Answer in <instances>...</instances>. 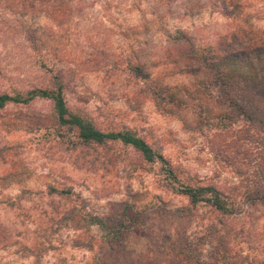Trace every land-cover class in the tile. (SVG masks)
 I'll return each mask as SVG.
<instances>
[{"label": "rangeland", "instance_id": "1", "mask_svg": "<svg viewBox=\"0 0 264 264\" xmlns=\"http://www.w3.org/2000/svg\"><path fill=\"white\" fill-rule=\"evenodd\" d=\"M238 1L228 15L222 0H0V93L61 81L71 112L135 132L184 181L239 195L264 174V135L237 145L248 124L221 120L214 93L166 57L178 30L200 47L235 25L264 32V0ZM141 64L148 79L130 70ZM156 82L186 104L156 99ZM74 141L48 99L0 108V264H264V204L191 206L132 147ZM89 215L127 230L108 243Z\"/></svg>", "mask_w": 264, "mask_h": 264}, {"label": "trees", "instance_id": "2", "mask_svg": "<svg viewBox=\"0 0 264 264\" xmlns=\"http://www.w3.org/2000/svg\"><path fill=\"white\" fill-rule=\"evenodd\" d=\"M222 4L223 10L229 8L226 13L228 15L240 7L238 0H232L229 4L222 0ZM177 33L174 38L175 43L183 45L176 51L168 49L166 57L171 67L167 71L192 75L198 80L199 88L213 92L215 104L220 108V117L224 122L239 121L248 124L249 128L238 132L234 140L236 144L241 138L256 141L263 137L264 32L253 29L251 26L235 25L229 35L221 36L214 44L203 47L194 44L193 40L182 31L178 30ZM143 66V64L130 66V70L136 77L148 79L149 72L144 71ZM152 88L151 93L156 99L164 100L167 104L177 108L186 104L182 96L170 90V87L162 82H156ZM34 99L51 101L57 125L73 134L76 139L74 144L104 145L109 142H119L132 147L143 161L159 163L172 191L186 196L191 206L204 203L215 211L232 215L241 212L243 203L260 202L264 204V183L261 185L257 182L259 179L264 180V174L260 177L254 176L257 178L255 181L249 180V184L245 185L239 195L233 194L231 190L226 192L212 183L199 184L184 181L179 177L170 160L135 132L127 129L102 130L86 115L71 112L66 105L64 85L61 81L51 86H36L24 91L1 92L0 108L9 103L28 104ZM237 145H243V143ZM258 172L260 171L257 170L256 175ZM50 191L59 194L65 192L55 188H51ZM88 221L104 232V239L108 243L122 238L127 230L123 219L110 224L103 218L89 215ZM90 241L92 247L93 240L90 239Z\"/></svg>", "mask_w": 264, "mask_h": 264}]
</instances>
